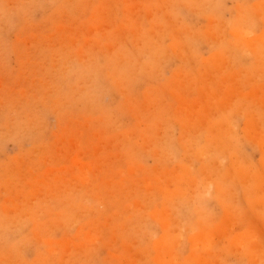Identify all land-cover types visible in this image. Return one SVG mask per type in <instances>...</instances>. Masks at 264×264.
I'll use <instances>...</instances> for the list:
<instances>
[{"label": "rangeland", "instance_id": "1", "mask_svg": "<svg viewBox=\"0 0 264 264\" xmlns=\"http://www.w3.org/2000/svg\"><path fill=\"white\" fill-rule=\"evenodd\" d=\"M0 264H264V0H0Z\"/></svg>", "mask_w": 264, "mask_h": 264}, {"label": "bare ground", "instance_id": "2", "mask_svg": "<svg viewBox=\"0 0 264 264\" xmlns=\"http://www.w3.org/2000/svg\"><path fill=\"white\" fill-rule=\"evenodd\" d=\"M228 122V121H227Z\"/></svg>", "mask_w": 264, "mask_h": 264}]
</instances>
